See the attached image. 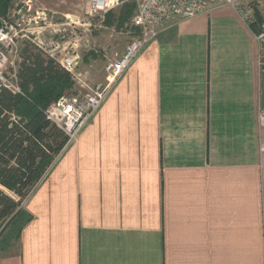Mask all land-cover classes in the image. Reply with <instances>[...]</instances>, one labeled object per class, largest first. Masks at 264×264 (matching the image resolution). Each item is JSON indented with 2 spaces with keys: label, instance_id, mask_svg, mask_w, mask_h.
<instances>
[{
  "label": "crops",
  "instance_id": "obj_1",
  "mask_svg": "<svg viewBox=\"0 0 264 264\" xmlns=\"http://www.w3.org/2000/svg\"><path fill=\"white\" fill-rule=\"evenodd\" d=\"M256 30L224 5L161 31L22 201L0 264H264Z\"/></svg>",
  "mask_w": 264,
  "mask_h": 264
},
{
  "label": "trees",
  "instance_id": "obj_2",
  "mask_svg": "<svg viewBox=\"0 0 264 264\" xmlns=\"http://www.w3.org/2000/svg\"><path fill=\"white\" fill-rule=\"evenodd\" d=\"M10 1L0 0V17L5 16ZM107 17L110 20L112 15ZM257 18L261 19L259 12ZM125 19L127 13L119 19L120 27ZM25 44L16 74L20 92L0 83L1 253L18 242L22 228L31 220L21 203L67 141L63 131L47 119L45 110L69 91L71 76L56 59L40 51L34 53V47ZM32 88L38 93L28 99L27 92Z\"/></svg>",
  "mask_w": 264,
  "mask_h": 264
},
{
  "label": "rangeland",
  "instance_id": "obj_3",
  "mask_svg": "<svg viewBox=\"0 0 264 264\" xmlns=\"http://www.w3.org/2000/svg\"><path fill=\"white\" fill-rule=\"evenodd\" d=\"M119 1L120 4L105 15L99 13L91 16L89 6L84 0H11L5 16L0 17V25L13 24L17 32L12 51L7 49L4 52L8 60L0 72L5 82L9 86H17L16 74L22 60V50L26 45L25 42H28L34 47L32 49L34 53L40 51L44 56H50L56 60H60L69 53L73 55L76 52L78 55V66L72 72L73 74L69 73L72 85L63 95L85 93L103 85L104 66L107 61L112 59L114 54L120 53L130 41L137 37L132 25L135 3L133 0ZM127 10H130V13ZM125 13H127V19L120 27L119 19ZM108 14L112 15L110 20H108ZM77 20L79 22L75 27L77 34L75 39L63 29L68 28L70 21ZM2 51L5 50L0 45V52ZM36 93L38 92L34 88L29 89L28 99ZM67 144L66 141L64 147ZM7 193L10 194L8 191ZM12 249L11 252L14 251V247Z\"/></svg>",
  "mask_w": 264,
  "mask_h": 264
},
{
  "label": "built area",
  "instance_id": "obj_4",
  "mask_svg": "<svg viewBox=\"0 0 264 264\" xmlns=\"http://www.w3.org/2000/svg\"><path fill=\"white\" fill-rule=\"evenodd\" d=\"M135 3V15L132 19L133 28L137 37L130 41L120 53L107 61L104 66L105 80L103 85L85 93L63 95L46 110L47 119L62 129L67 137V143L74 140L83 127L88 123L93 114L100 108L106 95L115 85L120 76L128 69L140 51L150 42L154 41L158 34L167 26L177 20L190 18L205 13L215 6H232L248 26H256L255 39L260 45H264V15L258 20L257 12L264 8V0H133ZM89 6V14L94 16L101 13L105 15L120 4L119 0H84ZM8 26V27H7ZM77 27L76 24L73 26ZM68 31L72 38L77 39L76 30L70 24ZM17 36L16 27L13 24L0 25V45L5 51L0 52V69L7 63V49L12 51ZM64 38V36H62ZM58 47H56L57 49ZM57 62L67 72H72L78 66L76 52L64 55ZM0 83L12 87L18 91L17 86H9L0 72ZM260 127L264 129V110L259 114ZM260 152L264 166V133L261 139Z\"/></svg>",
  "mask_w": 264,
  "mask_h": 264
},
{
  "label": "bare ground",
  "instance_id": "obj_5",
  "mask_svg": "<svg viewBox=\"0 0 264 264\" xmlns=\"http://www.w3.org/2000/svg\"><path fill=\"white\" fill-rule=\"evenodd\" d=\"M257 28V27H256Z\"/></svg>",
  "mask_w": 264,
  "mask_h": 264
}]
</instances>
